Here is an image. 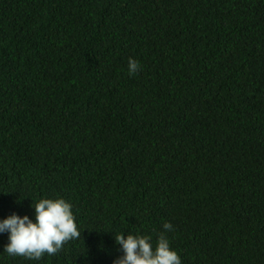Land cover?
<instances>
[{
  "label": "trees",
  "instance_id": "16d2710c",
  "mask_svg": "<svg viewBox=\"0 0 264 264\" xmlns=\"http://www.w3.org/2000/svg\"><path fill=\"white\" fill-rule=\"evenodd\" d=\"M56 197L81 237L0 233V264H112L166 221L182 264H264V0H0V218Z\"/></svg>",
  "mask_w": 264,
  "mask_h": 264
},
{
  "label": "clouds",
  "instance_id": "9594fccd",
  "mask_svg": "<svg viewBox=\"0 0 264 264\" xmlns=\"http://www.w3.org/2000/svg\"><path fill=\"white\" fill-rule=\"evenodd\" d=\"M140 70L139 62L128 60V73L135 75ZM34 218L15 212L0 218V233H7L8 241L3 252L10 257H23L39 261L45 254H57L70 240L81 237L72 205L62 197L41 198L35 205ZM164 232L158 234L153 245L148 235L123 232L114 234V240L122 252L112 264H182L178 252L171 247L167 232L173 230L170 222L163 224Z\"/></svg>",
  "mask_w": 264,
  "mask_h": 264
}]
</instances>
